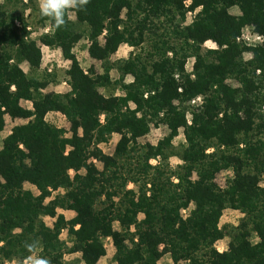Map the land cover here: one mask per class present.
<instances>
[{
    "label": "trees",
    "instance_id": "16d2710c",
    "mask_svg": "<svg viewBox=\"0 0 264 264\" xmlns=\"http://www.w3.org/2000/svg\"><path fill=\"white\" fill-rule=\"evenodd\" d=\"M33 1L0 0V132L7 115L27 121L0 141V264H21L33 240L51 264H66V253L98 264L105 238L116 249L107 264H157L166 255L173 264H264V0H90L61 29L38 11L48 28L38 38L9 7ZM84 39L102 74L77 58ZM124 44L133 52L111 64ZM42 46L71 63L69 92L45 93ZM110 87L119 94L101 92ZM51 112L66 117L68 132L47 122ZM153 127L165 129L163 139L140 146ZM115 134V153L105 155L98 146ZM224 173L223 187L216 178ZM57 209L76 217L67 222ZM227 209L244 215L238 226H221ZM46 217L56 218L53 228ZM63 229L71 248L59 239Z\"/></svg>",
    "mask_w": 264,
    "mask_h": 264
},
{
    "label": "rangeland",
    "instance_id": "374dc122",
    "mask_svg": "<svg viewBox=\"0 0 264 264\" xmlns=\"http://www.w3.org/2000/svg\"><path fill=\"white\" fill-rule=\"evenodd\" d=\"M4 1L5 3L8 2V0H1ZM9 7L11 10L15 9L14 11H17L20 14H23L25 18L28 19V23L32 28L33 36L35 37H40L43 34L48 33V28L42 27V25L39 24V0H34L33 3H28L25 2L24 4H13L12 6L9 4ZM233 13H238L237 9H233ZM30 15V16H29ZM194 14L188 12L186 14V24H189L193 21ZM71 20L75 21V13H73L70 17ZM101 43H104L103 36L100 38ZM88 47H89V42L87 39H84L80 41L78 44H76L74 52L79 59V61L82 63L84 67H90L94 66L95 70L97 73L102 74V65L101 63L92 60L89 55H88ZM206 48H215L216 45L208 41L205 44ZM53 49H58V48H53ZM60 49V48H59ZM58 51V50H57ZM136 51V50H135ZM133 52V48H131L129 45L124 44L121 45L120 48L118 49L117 53L114 54L110 58V63L111 64H118L121 63L122 61H125L129 58L130 54ZM245 59H249V55H245ZM193 59H190L187 63L186 70L187 72L191 73L193 70ZM71 63L67 62V60L61 56L60 53H56L55 56L49 57L48 59V66H42L41 70L38 72V77L42 80H46L49 82V86L45 90V93H67L71 90L70 86L67 83V71L70 68ZM111 75L113 79H118L119 78V72L117 70H112ZM132 81L131 76L126 77V82L129 83ZM65 85V86H64ZM101 92L106 94V95H113V94H119L118 91L113 89L112 87L110 88H105L101 89ZM196 103H200V99L195 100ZM103 116H101V120L103 122ZM48 123L54 125L55 127L64 129L65 131H69L70 124L68 120L66 119L65 116H49L48 117ZM165 129L163 127H158V128H152L150 133L142 137L141 139L138 140V144L140 146H144L146 144H150L152 146H157L160 140L163 139L165 135ZM69 134H67L68 136ZM120 139L119 135H113L109 139L108 143L100 144L98 148L102 150V152L105 155H113L115 153V149L117 146V143ZM184 145V137L183 134H181L177 140L174 143V150L178 152L180 148ZM211 153L212 150H209L208 153ZM170 165L172 168H176L177 165L182 164L180 159L176 156H173L169 159ZM152 165H156L157 161L153 160L151 161ZM230 175L227 173H224L222 175H218L216 178V181L219 185L223 186L225 185V181L227 177ZM25 190L30 191L33 193L35 196L39 194L37 188L29 183L25 184ZM135 186L133 184H130L128 186V190H135ZM59 192V191H58ZM58 192L53 193L52 198H49L46 200L45 203H48L51 201L57 194ZM59 193H63V191H60ZM192 208V207H191ZM57 215H64L65 220L71 221L76 217V214L72 211H65L62 209H57L56 210ZM188 211H183V215H187ZM244 217L242 213L239 211L233 210V209H227L224 211L222 219H221V226H229V227H236L240 223L241 219ZM144 216L140 215L139 219H143ZM45 222L48 227L53 228L54 224L56 223V218L52 219L49 217L45 218ZM115 229L119 230V224L115 223L114 224ZM78 226L76 227V229ZM59 239L61 242L65 243L67 248H71L73 246L72 240L68 236V230L63 229L59 235ZM231 239L229 237L224 238L220 242L216 244V248L219 252H224L227 250V247L230 243ZM253 241H256L254 239ZM104 245L106 249V256L103 257L98 264H107L110 263L116 253L115 246L113 244V240L111 238H105L104 239ZM82 254L81 253H73V254H64V262L66 264H83L82 260ZM6 264H16V263H8ZM157 264H173L171 258L169 255L164 256Z\"/></svg>",
    "mask_w": 264,
    "mask_h": 264
},
{
    "label": "clouds",
    "instance_id": "9594fccd",
    "mask_svg": "<svg viewBox=\"0 0 264 264\" xmlns=\"http://www.w3.org/2000/svg\"><path fill=\"white\" fill-rule=\"evenodd\" d=\"M89 3L90 0H39V11L56 29H61L66 27V17H71L74 12L86 11ZM24 248L28 254L21 264H51V261L41 254L42 246L39 241H26Z\"/></svg>",
    "mask_w": 264,
    "mask_h": 264
},
{
    "label": "crops",
    "instance_id": "0c3cea01",
    "mask_svg": "<svg viewBox=\"0 0 264 264\" xmlns=\"http://www.w3.org/2000/svg\"><path fill=\"white\" fill-rule=\"evenodd\" d=\"M41 50H42V66L44 65V66H48V59H49V57H53V56H55V54L56 53H60L61 54V56H63V54H62V51H61V49H53V48H50V47H47V46H42V48H41ZM58 50V51H57ZM67 62H69L68 60H67ZM70 63V62H69ZM22 69L27 73L28 71H29V69H28V65L27 64H23L22 65ZM65 86V85H64ZM21 106L22 107H25V108H28L30 105L27 103V102H25V101H21ZM62 116V114H60V113H56V112H51V113H49L47 116H46V120H47V122H48V117L49 116ZM27 123V121L26 120H22V119H12L10 116H5V128H4V130L2 131V132H0V141L1 140H3V139H5L6 137H8L11 133H12V131H13V129L16 127V126H19V125H23V124H26ZM58 128V127H57ZM69 136V135H68Z\"/></svg>",
    "mask_w": 264,
    "mask_h": 264
}]
</instances>
